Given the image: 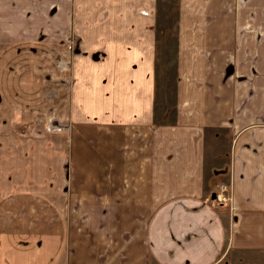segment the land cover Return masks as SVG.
<instances>
[{"label":"crops","instance_id":"obj_1","mask_svg":"<svg viewBox=\"0 0 264 264\" xmlns=\"http://www.w3.org/2000/svg\"><path fill=\"white\" fill-rule=\"evenodd\" d=\"M0 264H264V0H0Z\"/></svg>","mask_w":264,"mask_h":264},{"label":"rangeland","instance_id":"obj_2","mask_svg":"<svg viewBox=\"0 0 264 264\" xmlns=\"http://www.w3.org/2000/svg\"><path fill=\"white\" fill-rule=\"evenodd\" d=\"M67 55L64 52H52L50 54V56L61 57V59L62 58L66 59L68 57ZM40 80H42V79H40ZM42 84H45V83L42 81ZM47 90L50 91L48 86H47ZM56 105H62V102L60 101V103H58ZM52 110H54V111H52ZM35 118H36L35 123L39 122L42 126L46 125V127L48 128V131H46V133H48L49 136L51 133L57 141H60V142H62L63 140H64V142L66 141V139L68 138V135H67L68 132L64 133L63 129L66 127L68 128V125H67L66 119H64L62 117L61 110H56V107H55L54 109H49L48 111H46L45 114H42L41 116H36ZM12 133H14V132H12ZM218 154H216V158H217ZM219 159H221V161L226 160V155L222 156Z\"/></svg>","mask_w":264,"mask_h":264},{"label":"built area","instance_id":"obj_3","mask_svg":"<svg viewBox=\"0 0 264 264\" xmlns=\"http://www.w3.org/2000/svg\"><path fill=\"white\" fill-rule=\"evenodd\" d=\"M229 187L230 186L228 184H224V183L219 184V192L215 193L218 201L230 200L231 194H230V188Z\"/></svg>","mask_w":264,"mask_h":264}]
</instances>
